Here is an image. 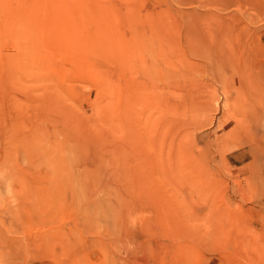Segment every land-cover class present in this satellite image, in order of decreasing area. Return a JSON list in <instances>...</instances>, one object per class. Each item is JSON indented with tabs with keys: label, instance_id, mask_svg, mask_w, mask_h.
I'll use <instances>...</instances> for the list:
<instances>
[{
	"label": "rangeland",
	"instance_id": "374dc122",
	"mask_svg": "<svg viewBox=\"0 0 264 264\" xmlns=\"http://www.w3.org/2000/svg\"><path fill=\"white\" fill-rule=\"evenodd\" d=\"M226 91L264 104V0H0V264H264V119L221 159Z\"/></svg>",
	"mask_w": 264,
	"mask_h": 264
},
{
	"label": "bare ground",
	"instance_id": "6f19581e",
	"mask_svg": "<svg viewBox=\"0 0 264 264\" xmlns=\"http://www.w3.org/2000/svg\"><path fill=\"white\" fill-rule=\"evenodd\" d=\"M130 69H131V67H130ZM130 75H131V73H130ZM134 85L135 84L131 83V85L128 87L129 100H132L133 94L135 92L136 87H134ZM231 100H232V98L227 95V91H226L225 96H224V100H223V105H222L223 111H224V112L222 111L223 112L222 115L224 116L225 120L228 123L224 127H223V125H221V134L213 137V140L210 144H212V147L215 150L214 152L219 154L221 159L225 158V161H226L227 160V158H226L227 153L225 154V152H227L226 149L228 148L229 143L231 142V139H233L236 136L235 134L237 133L238 135H241V137L247 142V144L249 143V145H250V146L248 145V148H246V147L244 148L243 145L246 144L245 142H243L244 140L241 141L240 143L239 142L237 143V146L235 148H237V147L239 148V146H240V148H241L240 151L243 152V155L238 157L237 159H239V160L243 159V158L248 159L250 157V155L253 157L254 153L259 151V150H256L253 145H254V142H258V141H255L256 137H257V134H256L257 131L256 130H257V128L261 127L260 123L264 119V106H262L264 104H263V102L260 103V101H253V100L252 101H245L244 102L245 106H241L238 109V107H235V105L231 102ZM168 104H170V103H168ZM259 105L261 107H259ZM172 107H173V105L171 106V109H172ZM169 111H171V110L168 109L166 111L167 114H169V115H165L166 116V118H165L166 124L161 126V128H165L166 131H169V134H167L164 137V142L162 143V146H163V149H164V147L166 148L165 152L168 154L167 159L170 160V161L167 160L169 162V165H166V166H168L171 169V167H172L171 165H175L173 167L174 170L179 169L178 168V166H179L181 168V171L179 173L181 174V172L183 173V171L186 169V167H185L186 165H184L182 167L181 162L182 161L186 162V161H188L187 159H189V161H190V157H189L190 155L185 154V152L181 150L182 147L180 148V145L181 146H182V144L188 145V143H189L188 141H189L190 137L188 135V132H187V134H184L183 136H181V134L183 132L182 133L180 132V134L178 135L179 137L173 136V134L171 132L172 130H170V129H173L172 123H174V122L171 120L173 113L169 112ZM235 121H238L240 124L239 125L234 124ZM185 135H186V137H185ZM260 135H262V134H260ZM258 138H260V141H261V142L260 141L259 142L262 143V145H264V133L262 136H260ZM205 141H207V139ZM243 143H245V144H243ZM247 144H246V146H247ZM207 145L208 144H206V147H207ZM186 150L189 153V150L188 149H186ZM262 151H264L263 146H262V150H260L259 152H262ZM205 152H207V151L205 150ZM158 156H159V154H158ZM191 157H193V156L191 155ZM162 160H163V158H162ZM168 162H166V163H168ZM173 162H175V163H173ZM159 166H160V164H159ZM226 167H228V166H226ZM160 171L163 172L164 170L162 171V169H161ZM242 172H244V170ZM165 173H166V171H165ZM166 180H168V179H166ZM191 181L193 182V184L191 186H196V184L199 180L194 179ZM206 189H207V187H206ZM177 196H178V194H177Z\"/></svg>",
	"mask_w": 264,
	"mask_h": 264
}]
</instances>
